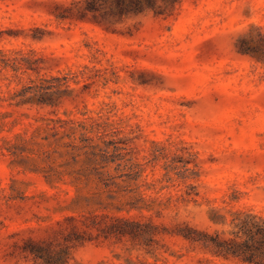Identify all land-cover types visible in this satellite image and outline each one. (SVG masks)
<instances>
[{"label":"rangeland","instance_id":"obj_1","mask_svg":"<svg viewBox=\"0 0 264 264\" xmlns=\"http://www.w3.org/2000/svg\"><path fill=\"white\" fill-rule=\"evenodd\" d=\"M77 1L0 0V264L70 215L141 226L82 262L264 264V0H105V27ZM41 78L76 101L19 96Z\"/></svg>","mask_w":264,"mask_h":264},{"label":"trees","instance_id":"obj_2","mask_svg":"<svg viewBox=\"0 0 264 264\" xmlns=\"http://www.w3.org/2000/svg\"><path fill=\"white\" fill-rule=\"evenodd\" d=\"M113 1L116 12L119 15L135 12L140 7L139 0H128L130 1L128 4L125 3L126 0ZM106 7L107 2L105 0H80L68 9V14H61L60 17L68 19L75 17L79 21H84L97 27H105L108 23V18L112 20L115 17L113 8ZM32 65L27 66L28 69L32 72H39V64H36V66ZM20 78L25 77L22 76ZM39 80H41L40 84H36L35 80H31L32 85L26 87L23 85L19 96L29 100L36 95L38 98L36 104H51L55 108L76 101L77 95L74 92L78 90L77 88L61 83L54 87L50 85L51 81L49 80L44 78ZM53 87L56 90L50 92ZM33 88H37L35 92L31 91ZM56 95H59V98H57L58 101L55 105L53 99ZM140 227L137 221L124 216H115L110 223H105V221L95 222L92 220L85 222L70 215L56 223L55 226L48 227L42 233L31 234L28 237H18L5 242L1 246L6 245L9 251L12 252L9 253L8 251L5 256V259H11L12 264H91L90 261L83 260L82 262L80 257H82V251L100 246L96 241L97 235L93 233V229L97 231L99 229H107L118 232L121 235H128L134 239L137 238ZM260 234L263 237L262 242H264V231H261ZM249 237L253 240L251 235ZM21 257L25 258L24 262L20 261Z\"/></svg>","mask_w":264,"mask_h":264}]
</instances>
